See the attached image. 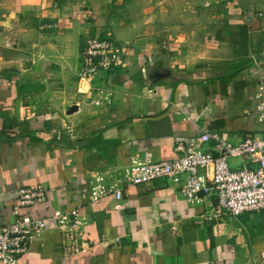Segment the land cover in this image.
I'll return each instance as SVG.
<instances>
[{
  "label": "crops",
  "instance_id": "crops-1",
  "mask_svg": "<svg viewBox=\"0 0 264 264\" xmlns=\"http://www.w3.org/2000/svg\"><path fill=\"white\" fill-rule=\"evenodd\" d=\"M88 37L127 49L92 89L77 76ZM262 83L264 0H0V224L18 189L47 190L20 209L45 231L18 264H264V210L208 219L214 197L189 204L166 180L89 200L91 178L115 179L132 155L170 161L176 141L193 148L202 133L260 135ZM213 145L198 147L217 156ZM77 190L91 245L64 257L54 215Z\"/></svg>",
  "mask_w": 264,
  "mask_h": 264
},
{
  "label": "built area",
  "instance_id": "built-area-1",
  "mask_svg": "<svg viewBox=\"0 0 264 264\" xmlns=\"http://www.w3.org/2000/svg\"><path fill=\"white\" fill-rule=\"evenodd\" d=\"M126 55L127 49L108 37H88L80 51L78 79L92 89L99 73L116 70L124 63ZM255 99L254 113L262 129L260 135L246 136L239 144L232 145L225 133H202L193 148L176 141L174 151L179 156L170 161L156 162L149 153L132 155L127 167L118 171L115 179L106 181L99 174L91 178L89 200L97 202L111 197L119 202L123 186L166 180L181 184V196L189 204L199 205L214 197L216 205L208 219L264 210V83L258 86ZM210 141L217 156L198 147L199 143ZM232 158L248 159L252 167L233 170L228 165V159ZM46 195L47 190L42 185L18 189L12 221L0 224V264H18L19 256L27 251L32 240L45 231L44 220L21 215L20 209L45 202ZM79 197L77 190L72 196L73 207L54 215L64 257L80 255L91 245L81 237L86 219L80 213Z\"/></svg>",
  "mask_w": 264,
  "mask_h": 264
},
{
  "label": "water",
  "instance_id": "water-1",
  "mask_svg": "<svg viewBox=\"0 0 264 264\" xmlns=\"http://www.w3.org/2000/svg\"><path fill=\"white\" fill-rule=\"evenodd\" d=\"M76 110H77L76 106H73V107L70 109V112H74V111H76Z\"/></svg>",
  "mask_w": 264,
  "mask_h": 264
}]
</instances>
